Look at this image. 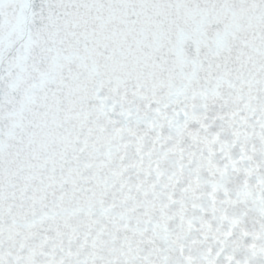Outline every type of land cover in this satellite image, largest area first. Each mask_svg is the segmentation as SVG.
<instances>
[{"label":"snow or ice","instance_id":"6c2138e0","mask_svg":"<svg viewBox=\"0 0 264 264\" xmlns=\"http://www.w3.org/2000/svg\"><path fill=\"white\" fill-rule=\"evenodd\" d=\"M0 264H264V0H0Z\"/></svg>","mask_w":264,"mask_h":264}]
</instances>
